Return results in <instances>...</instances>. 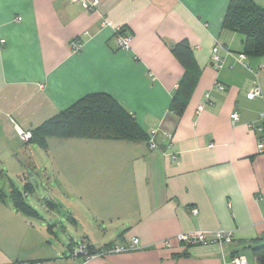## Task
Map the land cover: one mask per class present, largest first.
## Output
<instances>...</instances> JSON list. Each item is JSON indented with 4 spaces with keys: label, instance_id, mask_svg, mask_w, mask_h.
Returning <instances> with one entry per match:
<instances>
[{
    "label": "crops",
    "instance_id": "crops-1",
    "mask_svg": "<svg viewBox=\"0 0 264 264\" xmlns=\"http://www.w3.org/2000/svg\"><path fill=\"white\" fill-rule=\"evenodd\" d=\"M231 1L99 0L88 10L73 0H0V264H234L237 254L257 264L264 148L255 126L264 120V55L246 54L244 35L224 28ZM118 27L131 36L128 49L119 47ZM216 42L225 60L219 70L211 59ZM189 69L197 81L177 114L172 102ZM255 85L262 94L250 98ZM95 93L115 98L148 141L51 136L47 150L21 142L17 127L32 131ZM39 167L37 199L56 221L46 228L10 196L12 175L25 183ZM31 186L26 199L36 192ZM53 193L72 206V228ZM56 228L69 238L64 251ZM199 229L230 230L234 241L223 252L215 244H162ZM73 234L94 248L138 238L139 248L74 258Z\"/></svg>",
    "mask_w": 264,
    "mask_h": 264
},
{
    "label": "trees",
    "instance_id": "trees-1",
    "mask_svg": "<svg viewBox=\"0 0 264 264\" xmlns=\"http://www.w3.org/2000/svg\"><path fill=\"white\" fill-rule=\"evenodd\" d=\"M224 28L239 31L244 35L245 53L251 55H264V8L254 0H232L226 14ZM191 61V60H190ZM188 64V63H187ZM189 67L193 64L189 63ZM197 81L195 72L189 69L181 82L178 95L173 99L172 110L182 114L192 95ZM263 134L260 141L264 142V120L262 123ZM80 137V138H110L133 141H148V133L137 125L125 108L112 96L103 93L90 94L68 110L62 112L40 127L32 130L29 143H35L43 150L48 149V137ZM27 142V143H28ZM30 180V179H29ZM33 183L25 182L23 188L12 183L10 196L15 208L21 213L38 217L39 212L26 200V193L31 191ZM35 188V186H33ZM0 193V198H4ZM48 205L49 204L48 202ZM90 253L95 254L105 245L94 248L87 244ZM257 264H264V246L254 250Z\"/></svg>",
    "mask_w": 264,
    "mask_h": 264
},
{
    "label": "built area",
    "instance_id": "built-area-1",
    "mask_svg": "<svg viewBox=\"0 0 264 264\" xmlns=\"http://www.w3.org/2000/svg\"><path fill=\"white\" fill-rule=\"evenodd\" d=\"M80 2L86 9L92 10L95 9L99 5V0H73ZM117 34H118V44L119 47L122 49H128L130 47V39L131 36L127 33H125L124 29L122 27L117 28ZM4 42V40H1ZM72 47L74 51H79L82 48V44L78 41H73ZM223 48V46L216 42L215 45L212 48V64L215 67V69L219 70L224 65V58L222 57L220 50ZM228 50V49H227ZM229 52V51H228ZM242 57H245L244 55ZM217 86L219 88H223V86L219 83H217ZM262 94V89L259 85H255L250 92L248 93V96L250 98H253L257 95ZM207 99L209 98V94H206ZM204 108V104H200L198 106L199 110H202ZM232 119L234 121L239 120V114L238 112H233L231 115ZM251 126V125H250ZM255 129H258L262 131L263 127L261 126H255ZM17 131L19 134V138L23 144L27 143L31 137H32V131L31 130H24L20 127H17ZM158 129H150L149 130V146L151 149L157 147V143L155 142L154 136ZM166 137L170 140V145L173 144V134L170 132L165 133ZM259 147L262 150L264 148V142L260 141ZM171 157L174 160H177L178 155L176 153H172ZM194 213H197V209H193ZM138 238H134L131 240L130 243H127L125 245L116 244L109 248H103L100 252L91 254L90 249L86 243L80 244L77 248H75L71 255L72 257H82L83 259H88L90 257H93L95 255H104L111 252H124V251H131L139 248L138 244ZM177 241L181 244L185 245H195V244H215L219 245L222 252L224 250V247L226 245L231 244L234 241V234L230 230H224V229H217V230H210V229H199V230H192L187 232H181L178 233L173 238H165L162 241V244L167 247H171L173 245V242ZM232 262L234 264H248L247 257L244 254H237L233 257ZM82 264V263H79Z\"/></svg>",
    "mask_w": 264,
    "mask_h": 264
},
{
    "label": "rangeland",
    "instance_id": "rangeland-1",
    "mask_svg": "<svg viewBox=\"0 0 264 264\" xmlns=\"http://www.w3.org/2000/svg\"><path fill=\"white\" fill-rule=\"evenodd\" d=\"M35 146V145H34ZM25 148H23V150H24ZM40 152H41V154H42V156H45V153L44 152H42L41 151V149H40ZM40 168V167H39ZM32 169H34V168H32ZM33 171V170H32ZM43 171L44 170H42L41 168H40V170H39V176H37L36 174V176H35V178L37 177L38 179H39V177L41 176L42 177V175H43ZM30 173V172H29ZM34 173V172H33ZM36 178V179H37ZM12 179H13V181H14V183H16L17 185H18V187H20L21 189L23 188V185H24V183L21 181V179L19 178V177H17L16 175L15 176H13L12 175ZM43 185H44V187L45 188H50V187H55L56 186V184L55 183H47V182H44L43 183ZM40 189H44L43 188V186L40 188ZM40 189H37L36 190V192H32L31 194H29V196H27V202L31 205V206H33L35 209H37V211L39 212V218H37V217H32V220L36 223V224H38L39 226H44L45 228H46V226L49 224V223H56V221H54V220H52L51 218H53V219H55V217L53 216V215H50L48 212H46V203H45V199H37L38 198V196L39 195H42V194H40V193H42L41 191H39ZM8 192V191H7ZM53 199L54 200H52V201H55V202H57V203H59V204H61V208H62V211L61 212H63V218H62V220L64 219V225L65 226H69L70 228H72V222H71V220H70V217H71V213L70 212H73V208H72V206L69 204V201L67 200V199H62V198H60L58 195H56L55 193H53ZM39 201H42L41 203L39 202ZM58 221V220H57ZM80 225H81V227H82V223H80ZM56 230V232H57V234H58V236H60V239H61V241H62V244L64 245L63 246V251L66 249V248H69V238H67L65 235H63V233H62V230H61V228H56L55 229ZM73 230V229H72ZM71 230V231H72ZM48 238H52V239H50L51 240V242H54L55 243V238L54 237H50V235L48 234ZM72 238L74 237V240H75V243L73 244L74 245V247H78L81 243H80V241H81V238H80V236H78L77 234H76V236L73 234L72 236H71Z\"/></svg>",
    "mask_w": 264,
    "mask_h": 264
},
{
    "label": "water",
    "instance_id": "water-1",
    "mask_svg": "<svg viewBox=\"0 0 264 264\" xmlns=\"http://www.w3.org/2000/svg\"><path fill=\"white\" fill-rule=\"evenodd\" d=\"M36 178H37V177H36ZM36 178H35L34 174H32V175L30 176L31 181H33L32 183H33V185L35 186V188H36V190H37V189H40V188H41V185H40V183H39V179H38V178L36 179Z\"/></svg>",
    "mask_w": 264,
    "mask_h": 264
}]
</instances>
